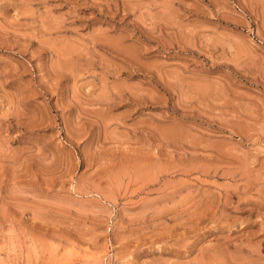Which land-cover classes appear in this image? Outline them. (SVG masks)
<instances>
[{
  "label": "rangeland",
  "instance_id": "obj_1",
  "mask_svg": "<svg viewBox=\"0 0 264 264\" xmlns=\"http://www.w3.org/2000/svg\"><path fill=\"white\" fill-rule=\"evenodd\" d=\"M0 264H264V0H0Z\"/></svg>",
  "mask_w": 264,
  "mask_h": 264
}]
</instances>
